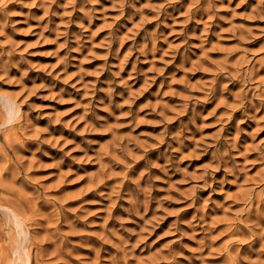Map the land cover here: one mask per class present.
Listing matches in <instances>:
<instances>
[{
	"label": "rangeland",
	"instance_id": "rangeland-1",
	"mask_svg": "<svg viewBox=\"0 0 264 264\" xmlns=\"http://www.w3.org/2000/svg\"><path fill=\"white\" fill-rule=\"evenodd\" d=\"M0 264H264V0H0Z\"/></svg>",
	"mask_w": 264,
	"mask_h": 264
},
{
	"label": "bare ground",
	"instance_id": "bare-ground-1",
	"mask_svg": "<svg viewBox=\"0 0 264 264\" xmlns=\"http://www.w3.org/2000/svg\"><path fill=\"white\" fill-rule=\"evenodd\" d=\"M10 111H11V110H10ZM10 113H11V112H10ZM11 114H13V112H12ZM12 116H13V115H11V117H12ZM9 209H10V208H9ZM10 210H12V209H10ZM12 211H14V210H12ZM19 224H20V223H19ZM18 250H19V251H18V252H19V256L23 258V255H22L23 253H20V252H21L20 249H18Z\"/></svg>",
	"mask_w": 264,
	"mask_h": 264
}]
</instances>
